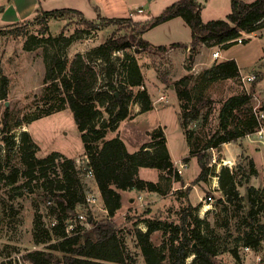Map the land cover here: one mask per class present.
I'll return each instance as SVG.
<instances>
[{
	"label": "rangeland",
	"instance_id": "rangeland-1",
	"mask_svg": "<svg viewBox=\"0 0 264 264\" xmlns=\"http://www.w3.org/2000/svg\"><path fill=\"white\" fill-rule=\"evenodd\" d=\"M99 1L104 3L105 8L118 11H121L120 6L126 2V0ZM135 1H139L137 9L142 0H132ZM171 1H157L152 6L150 15L138 12L135 15L138 16L137 19H150L159 15L164 10L162 7ZM243 1L252 3L255 0ZM29 2L30 0H22V6L12 4L9 10L0 14V132L4 128L5 114H8L9 135H14L19 144L24 132H28L37 145V157L43 158L56 151L66 158L74 159L77 166L85 165L87 160L84 155V144L71 110L66 106L60 111L45 115L51 104H54L55 108L57 104L52 97L55 93L50 94L49 101L45 100L47 84L44 83V79L48 59L58 55L71 62L77 54H85L99 47L111 35L115 34L118 37L126 34L127 30H118L115 25L104 27L101 20H96L102 25L99 29H88L79 24L78 18L73 16L37 22L36 14L26 20L23 18V11L29 7ZM210 2L213 10L208 11L205 19L226 18L227 10L231 8V0ZM79 4L80 1L59 0L56 5L51 6L53 8H49V11L66 7L73 9ZM5 23L10 24L1 26ZM19 28L20 35H15ZM162 30L164 29H157L144 38L153 46L161 45L156 43L167 40L166 37L170 33L169 31L164 33ZM242 37L246 40L244 43H238L224 50L222 54L225 57L232 56L241 63L243 72L240 78L215 82L207 81L203 73L214 62L220 60L212 58V53L219 50L218 47L209 50L205 61L197 59V54L192 63L189 61L191 54L188 48L175 47L169 48L167 52H161L157 49L159 46L144 49L128 47L124 49V53L115 54L120 58H123L124 54L136 57L142 68L144 86L152 98L154 108L141 114L139 107L131 103L130 117L109 131L106 138L118 136L130 149L139 150L145 143L151 145L159 142L161 139L157 137L153 140L152 135L161 128L166 134L168 149L174 159H180L178 163L174 162L176 169L181 164L184 165L183 173L180 174L184 183L178 181L174 175L145 168L141 178L157 183L161 191L123 195L122 210H119L111 220L121 231L120 236L126 243L129 264H146L135 236L136 231L144 232L148 223L157 225L160 229L152 234L151 241L156 247L161 248L172 234L173 227L181 222L185 214L189 215L191 222L206 221L201 231L211 234L214 238L218 250L216 256L218 264H239L240 258L235 257L233 252L236 250L238 256H241V249L248 235H252L254 241H258L255 249L264 257V202L259 203L257 212L252 215L247 192V189L253 188L258 190L253 197L258 194L264 198V143L252 142L244 137L235 142L222 143L208 151L211 155L209 172L204 173L198 156L190 155L187 137L180 123L181 108L177 96V89L183 87L179 83L180 80L187 77L185 85L192 94L189 112L193 114L195 111L198 112L196 121L191 122L187 128L195 150H202L206 142L218 131L219 113L223 103L231 96H241L251 91L252 85L258 79L260 81L256 83L251 101L235 113L231 127L235 128L241 120L248 117L251 108L257 105L264 106V23L256 32L244 33ZM189 66L191 69H188ZM158 73L165 76L168 82L163 83ZM245 76H255V80L244 83ZM5 77L9 80L6 98L2 97ZM104 118L108 119L106 115ZM19 121L23 123L18 125ZM186 158L188 162L184 164ZM14 168L23 169L18 150H14L11 156L0 154V175L7 177ZM223 168L238 174L239 199H233L232 202L223 197L222 191L217 190L219 175ZM91 180L92 178H83L86 193L91 192L98 198L99 195L90 184ZM7 182L0 181V264L4 258L11 255H24L35 249L46 250L58 240L53 237L47 238L43 232L52 228L51 222L55 218L49 216V208L53 202L49 204L50 197L42 182L25 179L22 176L15 184ZM209 196L214 198V202L206 201ZM99 200L95 204L81 207L83 216L89 217L94 224L108 219ZM206 204H209L211 209L204 212ZM38 220L39 229L35 233L34 228ZM82 224L84 228L89 227L85 221H82ZM54 253L59 257L63 256L61 252ZM165 253L168 256L166 249ZM196 256L191 249L186 264H193ZM162 264L171 263L166 259Z\"/></svg>",
	"mask_w": 264,
	"mask_h": 264
},
{
	"label": "trees",
	"instance_id": "trees-1",
	"mask_svg": "<svg viewBox=\"0 0 264 264\" xmlns=\"http://www.w3.org/2000/svg\"><path fill=\"white\" fill-rule=\"evenodd\" d=\"M203 7L196 0H178L167 6L159 15L145 21H135L131 17H102L98 14L97 20H101L104 27L115 25L118 30H127V33L118 37L115 34L111 35L99 47L85 54H77L71 62L58 55L48 59L47 74L44 79V83L47 84L45 100L49 101L50 94L55 93L52 97L57 104L56 108L51 104L45 115L60 111L66 106L71 110L84 144V155L87 160L85 170H81L74 159L66 158L60 152H52L43 158L37 157V145L28 132H24L18 144L14 135H9V116L5 114L1 133L6 151L2 155L11 156L17 149L23 169L14 168L7 177L1 174L0 181L7 180V183L15 184L21 176L25 179L41 181L49 197L53 199L49 216L56 220L55 226L43 232L47 238L53 237L58 240L46 250L35 249L26 252L23 255L24 261L29 264H129L126 243L120 236L121 231L111 220L122 209L121 192L137 190L159 193L161 191L157 183L140 178L141 168H153L161 173L174 175L181 183H184V180L177 172L168 149L166 134L161 128L152 135L153 140L159 137L161 139L159 142L151 145L145 143L133 153L128 151L120 137L106 138L109 131L114 130L121 121L130 117L131 103L139 107L141 114L154 108L152 98L144 86L142 68L136 57L124 54V57L120 58L115 54L124 53V49L128 47L137 49L151 47V44L144 39V34L179 17L184 19L191 29L189 61L192 63L199 53V47L203 44L218 47L220 51L228 49L237 45L238 39L244 33H254L264 23V0H255L252 3L231 0V12L226 18L208 22L202 19ZM66 16L78 18V23L88 29L97 30L102 26L97 21L87 19L81 11L72 8L40 10L35 20L46 22L49 19L59 20ZM19 32L20 28L15 35H20ZM175 47L188 48L185 44L175 43L170 47L159 46L157 49L167 52L169 48ZM190 67L188 69H191ZM158 74L163 83L168 82L165 76ZM240 76V68L235 59L216 61L203 73V77L209 82L240 78ZM187 81V77L182 78L179 83L183 87L177 89L181 108L180 123L187 137L190 155H197L202 170L208 173L211 158L209 150L222 143L235 142L259 128L258 118L252 108L248 117L241 120L235 128L231 126L235 113L251 101L256 83H259L260 79L252 85L251 91L241 96H231L223 103L219 113V129L202 150L193 148L190 132L187 131L188 125L196 121L198 113L189 112L192 94L185 85ZM8 87L9 80L5 77L2 96L4 98L8 95ZM53 108L55 109L52 110ZM260 110H264V106H261ZM105 115L108 117L107 120L104 118ZM22 123L19 121L18 125ZM187 162L186 158L183 163ZM251 167L253 169L252 162ZM88 170L94 175L108 219L98 224L92 221V228L84 232H81L82 228L77 224L76 233L69 234L67 225L71 217L70 213L79 212L81 207L87 205L83 173ZM254 173L255 171L252 174ZM237 175L228 168H223L219 175L220 190L229 202L239 199ZM247 192L251 204L250 213L254 215L259 203L264 202V198L263 195L258 194L253 197L255 192H258L253 188L247 189ZM220 202L223 203L222 200ZM39 221L34 228L35 233L39 229ZM205 224V220L191 222L189 215L185 214L181 222L173 227L172 234L161 248L156 247L151 241L152 234L160 229L157 225L148 223L146 231H136L135 236L146 264H162L166 259H169L171 264H186L191 249L197 255L193 264H218L216 262L218 250L214 238L211 234L201 231V227ZM252 237L248 235L245 238L244 246L253 248L258 246V241H254ZM55 251L63 253V256H57ZM233 253L239 258L236 250Z\"/></svg>",
	"mask_w": 264,
	"mask_h": 264
},
{
	"label": "crops",
	"instance_id": "crops-1",
	"mask_svg": "<svg viewBox=\"0 0 264 264\" xmlns=\"http://www.w3.org/2000/svg\"><path fill=\"white\" fill-rule=\"evenodd\" d=\"M21 1L22 0H0V14H4L5 11L9 10L12 7V4L16 3V4H18V6H20V5L22 6L23 3H21ZM58 1L59 0H30L29 7L25 9V10H28V11H25V10L23 11L24 12V15H23L24 17L23 18H26V20L30 19V18L34 17L36 14H38L37 12L40 11V10L48 11L49 8H53L51 6L56 5V2H58ZM61 1L66 2L68 0H61ZM75 1H80V4L79 5H75L73 7V9L81 11L85 15V17L87 19H89V20L96 21L98 19V14H100V16H102V17H109V18H129V17H131V18H134L135 21H144V20H147V19H144V18L143 19H137L138 16H136L135 13L138 12L139 9H142L143 12L142 13L138 12L139 14H143V15L152 14L151 13L152 6L155 5L156 2L159 1V0H142V2L137 7V9H136V6H137L139 1L138 2H136V1L132 2V0H126L125 4L123 3L120 6L121 7V11L111 10L112 8H105L104 7V3H102V1H99V0H75ZM176 1H178V0H172L170 4L164 5V7H162V8L165 9L167 6L173 4ZM196 1H198L199 3H201L204 6L203 10H202V19H203L204 22H208V21H211L213 19L214 20L218 19V17L217 18L212 17L213 19H211V18L205 19V15L209 14L208 11L213 10V8L211 7L210 0H196ZM95 7L98 8L97 9L98 11L95 9ZM66 8H68V7H66ZM18 10H19V7H18ZM120 12H124L125 14L124 13L121 14ZM230 12H231V8H228L225 17ZM32 14H34V15L31 16ZM151 16H154V15H151ZM182 21H184V20H182L179 17L175 18V19H172V20H170V21H168L166 23H163V24L155 27L154 29L148 31V33L144 34V36L148 37L149 33L153 32V31H155L157 29H164V30H162L164 33H166L167 31L170 32L167 35V37H166L167 40H164L161 43H156V44H161V45H154V46H153V44L151 42H149V43H151V46H153L155 48L157 46L170 47L172 44L182 43V44L187 45L188 49H189L190 48V43H191V40H192L191 29L188 26V24H186V22H182ZM9 24L5 23V24H2L1 26L9 25ZM234 46H236V45H234ZM232 47L233 46L229 47L228 49H230ZM212 48H213V46L204 45L203 44L202 46L199 47L198 57H196V58L197 59L201 58V60L205 61L207 59L205 56L208 54L209 50H211ZM225 50H227V49H225ZM223 51L224 50H221V56H220V60L219 61H226V60H229V59H234L232 56H226V57L223 56L222 55ZM235 60L237 61L238 65H239L240 73H242L243 70H242V67H241V63L237 59H235ZM126 146H127L128 151H130L131 153L138 151V150L130 149V147L127 144H126ZM169 151H170V149H169ZM170 154H171V152H170ZM171 156H172V158H173L175 163H178V161H180V159L179 160L174 159L172 154H171ZM143 169H145V168H141L139 170L140 178H141V174H142ZM90 184L93 186V189L95 190V192L99 195L98 200L100 199L99 201L102 204V207H101L102 210L107 213L106 209L104 208V202H103L101 194H100V192L98 190V186H97V183L95 181V178H93L91 180ZM142 192H144V191H142ZM133 193H136L137 195L141 194V192L137 191V190L121 192L122 203H123V200H124V197H123L124 194L133 195ZM121 210L122 209H120V211Z\"/></svg>",
	"mask_w": 264,
	"mask_h": 264
},
{
	"label": "built area",
	"instance_id": "built-area-1",
	"mask_svg": "<svg viewBox=\"0 0 264 264\" xmlns=\"http://www.w3.org/2000/svg\"><path fill=\"white\" fill-rule=\"evenodd\" d=\"M138 12L142 13L143 10L139 9ZM243 41H244L243 37H240L238 39L239 44H242ZM220 56H221L220 50H217V51L212 53V58L214 60L220 58ZM254 80H255V76H245L243 78L244 83L253 82ZM260 108H261V105H257L256 107L253 108V111L255 112V114L258 118V121H259V128L255 132L247 134L246 136H244V138L249 140V141H252V142L264 143V110H260ZM5 151H6L5 150V144L2 141V134L0 132V153L5 154ZM77 163L80 165L79 161ZM85 165L81 164L78 167L81 168V170H85ZM183 169H184V165L181 164L179 166V168H177V172L179 174H182ZM83 177L93 179L94 175H93L92 171L88 170V171H85L83 173ZM217 190H220L219 184H218ZM213 191H215V190H213ZM97 200H98V198L93 193L89 192L86 194V203L87 204H89V205L95 204L97 202ZM206 201L212 203V202H214V198L212 196H209L208 198H206ZM52 202H53V199L50 198L49 204H52ZM70 216L71 217H70V220H69L68 225H67V232L69 234L76 233V231L78 230L77 224L79 226H81V228H82L81 232H84L86 229L92 228V226H90L92 224L91 219L89 217L83 216L82 209H80L79 212H73V214L70 213ZM82 221L87 222L89 227L84 228L82 226L83 225ZM55 224H56V220H53L51 222V226L53 227V226H55ZM241 250H242L241 256L239 255V258H240L239 264H264V257L255 248H253L251 246H243V248ZM1 264H29V263L24 261L23 255L16 254V255H11V256L4 258L3 261L1 262Z\"/></svg>",
	"mask_w": 264,
	"mask_h": 264
},
{
	"label": "bare ground",
	"instance_id": "bare-ground-1",
	"mask_svg": "<svg viewBox=\"0 0 264 264\" xmlns=\"http://www.w3.org/2000/svg\"><path fill=\"white\" fill-rule=\"evenodd\" d=\"M209 209H211V206L209 204H206L205 207L203 208V211L206 212Z\"/></svg>",
	"mask_w": 264,
	"mask_h": 264
}]
</instances>
